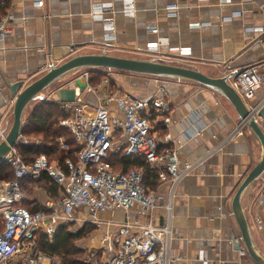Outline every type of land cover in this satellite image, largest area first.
<instances>
[{
    "label": "crops",
    "instance_id": "crops-1",
    "mask_svg": "<svg viewBox=\"0 0 264 264\" xmlns=\"http://www.w3.org/2000/svg\"><path fill=\"white\" fill-rule=\"evenodd\" d=\"M107 1L8 0L5 14L11 16L12 34L0 41L1 134L5 136L10 127L15 100L10 86L22 82L25 88L45 74L50 64L58 66L75 56L105 52L118 58L155 60L186 66L212 78L240 70L264 57V11L260 7L263 0L255 4L234 0L223 8L216 5L218 0H134L133 8L124 6L121 0H112L111 11L100 15L99 8ZM170 4L179 7L175 18L166 15L165 8ZM154 28L156 32H152ZM152 42L160 45L146 50ZM175 49L188 51V56L179 55ZM82 74L46 97L71 103L74 91L70 86L74 83L79 90L83 89ZM114 77L115 89L103 80L98 95L110 89L149 101L158 90H165L172 106V122L167 126L158 123L156 128L170 136V144L181 159L200 162L198 170L183 178L174 190L170 250L171 256L179 258L174 264L252 262L248 255L241 257L233 248V237L238 242L240 235L231 200L259 161L261 147L246 128L242 136L226 145L229 133L240 121L233 106L221 94L191 82L136 74ZM80 94L92 107L96 105L94 95L85 91ZM33 108L24 113L22 126ZM261 127L263 130V124ZM27 139L28 144L35 146L42 141L41 137ZM212 150L216 151L208 155ZM160 190L166 194L167 186ZM37 193V206L52 199L40 188ZM241 205L255 248L264 257L263 180H257L244 192ZM155 215H163V211L159 209ZM78 218L84 229L75 239L87 227H94L84 226V214L80 213ZM98 218L113 223L126 220L119 211L99 214Z\"/></svg>",
    "mask_w": 264,
    "mask_h": 264
},
{
    "label": "built area",
    "instance_id": "built-area-1",
    "mask_svg": "<svg viewBox=\"0 0 264 264\" xmlns=\"http://www.w3.org/2000/svg\"><path fill=\"white\" fill-rule=\"evenodd\" d=\"M233 1L218 0L216 5L223 8ZM111 2L108 0L100 6V15L111 11ZM121 2L133 8L134 0ZM260 7L264 11V2ZM178 9L177 4L167 5L168 18H175ZM156 31L155 28L152 30ZM11 34V16L6 13L0 16V41ZM159 45L160 42H152L145 49L150 51ZM175 50L181 56H188L186 50ZM136 51L141 52L140 48ZM82 77L84 89L79 90L74 83L71 84L74 91L71 103L57 100L63 111L58 124L68 131L74 142V158L65 159L61 165L56 161L50 162L45 155H39L31 164H26L16 146L5 157L14 180L0 184V217L3 224L0 230V264H59L58 258L37 249L36 233L42 230L48 242L52 243L58 227L79 222L80 213L87 218L84 225L90 224L102 230L104 264H174L179 260L171 256L170 250L174 190L183 178L198 170L200 162L181 159L176 148L170 144V136L156 128L158 123L167 126L172 122V106L167 94L160 89L149 101H140L110 89L98 95L99 87L93 88L88 84L87 73ZM229 85L249 110L254 111L256 123L264 126V119L257 116V112L264 109V57L240 69L229 79ZM83 91L95 96L94 107L81 97L80 92ZM245 128L246 120H240L229 133L226 145L242 136ZM0 138H4L1 133ZM22 142L28 144L29 140L20 135L18 144ZM36 143L40 144V141ZM57 144L60 150H69L62 136L57 138ZM115 154L146 162L156 172V188L148 186L142 169L114 171L107 161ZM43 175L58 186L60 197L45 200L42 210L36 213L21 207L12 208L14 203L23 199L19 181L24 178L36 181ZM163 186H167L164 195L160 190ZM159 209L163 215L157 216L155 212ZM116 211L125 214V222L113 223L98 218L99 214ZM239 253L241 257L247 255L244 250Z\"/></svg>",
    "mask_w": 264,
    "mask_h": 264
},
{
    "label": "water",
    "instance_id": "water-1",
    "mask_svg": "<svg viewBox=\"0 0 264 264\" xmlns=\"http://www.w3.org/2000/svg\"><path fill=\"white\" fill-rule=\"evenodd\" d=\"M88 69L120 71L199 84L221 94L233 106L239 120H246V129L251 132L261 147V157L238 186L231 200L232 215L235 218L240 235L239 243L235 237H233L232 241L233 248L236 251L244 250L254 264H264V257L255 248L251 229L241 205V198L244 192L264 174V133L255 121L254 111L249 110L240 96L229 85V79L236 75L239 70L219 78H212L186 66H176L155 60L118 58L109 56L105 52L75 56L58 66L50 64L45 74L25 88H22V82H17L10 86L11 96L15 100L11 113L12 123L7 134L0 141V163L5 161L10 149L18 144L23 115L27 106L36 99L43 100L40 95L61 78L76 71ZM257 116L264 119V109L259 110Z\"/></svg>",
    "mask_w": 264,
    "mask_h": 264
},
{
    "label": "trees",
    "instance_id": "trees-1",
    "mask_svg": "<svg viewBox=\"0 0 264 264\" xmlns=\"http://www.w3.org/2000/svg\"><path fill=\"white\" fill-rule=\"evenodd\" d=\"M7 8L8 0L0 2V16L5 14ZM85 73L88 75V84L94 88L100 85L106 78L105 73L101 69H88ZM93 81L98 83L94 84ZM62 115L63 111L60 110L59 104L53 101L41 100L39 104L31 110L30 115L22 126L21 134L30 139L41 137L42 141L38 146L25 144L23 142L16 145V150L24 163L31 164L39 155H45L50 162L56 161L61 165L65 159L74 158V152L76 151L74 142L68 131L60 127L57 122V118ZM55 117H57L56 120ZM59 136H62L69 145V150L67 152L58 148L57 138ZM107 162L114 171L126 172L133 168L142 169L147 177L148 186L150 188H156V172L142 159L115 154L111 155ZM13 180L14 174L10 165L5 161L0 163V182H11ZM19 186L24 193L31 192L37 187L49 193V196L54 200L60 197L58 186L46 175H43L36 181L30 178L21 179L19 181ZM26 204L28 206L27 208L23 206L18 207L26 209L31 213L42 210V206L35 205V198L27 200ZM2 226V219L0 217V230ZM70 227L72 228V223L59 226L52 243H49L44 232L39 230L35 236L37 249L41 253L58 258L59 264H84L80 261L82 251L73 244L76 234L73 230H70Z\"/></svg>",
    "mask_w": 264,
    "mask_h": 264
},
{
    "label": "rangeland",
    "instance_id": "rangeland-1",
    "mask_svg": "<svg viewBox=\"0 0 264 264\" xmlns=\"http://www.w3.org/2000/svg\"><path fill=\"white\" fill-rule=\"evenodd\" d=\"M102 71L105 73V77H106L104 80L107 81L108 85L109 86L111 85L112 88L115 87L114 86L115 85L114 78H116V77H114L115 74L126 75V76L132 75L130 73H125V72H120V71H111V70H104V69H102ZM85 72H86V70H79V71H76V72L71 73L69 75H66L65 77H63L59 81H57L56 83L52 84L49 88H47L43 92V96L42 95H40V96L43 99L44 98L46 99V98L50 97V96L46 97L48 93H51L52 91H55L59 86L65 84L68 80L72 79L73 77L80 76L82 73H83L82 74V76H83ZM93 83L96 84L98 82L93 81ZM83 84H84V87H85V83L84 82H83ZM97 87H99V85H97ZM53 100H54L53 102H55V98ZM39 101H41V100L36 99L33 102H31L27 106V108H26L24 113L27 114L28 111L31 108H33L34 106L38 105L37 103ZM49 101H52V99L49 100ZM56 118L57 117H55V120H56ZM11 123H12V117H11L10 125H11ZM263 133H264V126H263ZM62 135H64V134H62ZM1 140L2 139H0V141ZM259 179L263 180V182H264V174ZM0 183H9V182H0ZM37 189L38 188L36 187L31 192H26V193H24L23 190H21L22 195H23L24 198L21 201H19L18 205H16V206L12 205V208H15V207H18V206H23L24 208H27L28 206L26 204V201L27 200H32V199H34L37 196V194H38L37 193ZM41 192H43V189H41ZM23 200H24V202H23ZM81 229H84V228H83V225L80 224V222L79 223L78 222L73 223L72 224V228L70 227V230H73V232L76 235L80 232ZM101 239H102V230H100V229H98L96 227H93V228L89 227L88 229L86 228L85 232L81 234V237L79 239H75L74 240V242H73L74 246L76 248H78L80 251H82V255L80 257L81 258L80 261L82 263H84V264H104V262H105V260L103 258L104 257V250L102 249L103 245H102Z\"/></svg>",
    "mask_w": 264,
    "mask_h": 264
}]
</instances>
